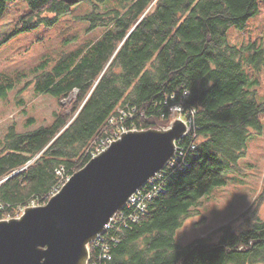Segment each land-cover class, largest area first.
<instances>
[{"label": "trees", "instance_id": "trees-1", "mask_svg": "<svg viewBox=\"0 0 264 264\" xmlns=\"http://www.w3.org/2000/svg\"><path fill=\"white\" fill-rule=\"evenodd\" d=\"M10 1L0 0L1 11ZM259 1L120 0L105 11L95 5L81 18L106 30L76 58L51 69L44 62L29 80L26 72L0 75V99L25 82L19 95L31 87L58 101L51 125L7 128L0 148V217H16L32 201L46 202L60 180L57 171L73 175L118 128L110 126L112 118L123 116L127 129L166 127L171 107L182 105L184 112L194 110L200 126L189 166L168 173L165 191L138 220L105 234L111 259L102 257L100 244L91 249L89 264H264V175L261 193L239 217L186 246L175 240L202 197L226 184L227 170L239 168L250 133L261 129L264 102L248 89L258 80L243 71V48L227 41L228 28H243ZM26 2L30 11L16 31L54 25L72 6L65 0ZM247 48L258 62L263 50L253 43Z\"/></svg>", "mask_w": 264, "mask_h": 264}, {"label": "rangeland", "instance_id": "rangeland-1", "mask_svg": "<svg viewBox=\"0 0 264 264\" xmlns=\"http://www.w3.org/2000/svg\"><path fill=\"white\" fill-rule=\"evenodd\" d=\"M119 1L81 0L72 4L71 10L63 14L54 25L41 24L29 31H16L22 16L30 11L26 0L10 1L2 11L0 5V75L15 77L18 73L26 72L29 80L32 78L31 71L44 62L49 69L61 60L70 62L79 52L97 41L106 30L104 27L91 28L90 21L81 17L91 14L95 5L101 11L118 8ZM227 41L231 46L243 48V71L252 79L258 80L256 85H250L248 89L255 91L257 101L263 103L264 0L259 1L257 13L248 19L243 28L236 25L228 28ZM251 43L263 50L258 62L250 60L255 52L247 48ZM24 84L25 82L17 84L7 97L0 99V148L9 126L15 125L19 132H25L49 126L54 121L58 110L57 98L48 92L36 94L31 87L19 95ZM20 96L25 99L23 104L18 101ZM31 118H34V122H30ZM175 119L185 120L183 116L177 115L171 117L170 122ZM260 122L261 129L253 130L247 139L246 154L239 160V168L227 170L226 184L215 187L202 197L201 203L193 208L194 214L176 230L175 240L179 245L186 246L239 217L261 193L264 175V114L261 115ZM115 124L119 126L122 123L115 119L110 126ZM57 172L60 174L62 171ZM60 175L62 177L64 174ZM59 184L60 181L50 192L52 197L56 195L57 192L52 193ZM47 202L48 200L44 203L32 201L30 205L20 208V211L22 213L27 207L41 206ZM260 217L264 220V204L261 206ZM111 240L115 241L113 237ZM101 243L106 245L104 241Z\"/></svg>", "mask_w": 264, "mask_h": 264}, {"label": "water", "instance_id": "water-1", "mask_svg": "<svg viewBox=\"0 0 264 264\" xmlns=\"http://www.w3.org/2000/svg\"><path fill=\"white\" fill-rule=\"evenodd\" d=\"M185 131L184 121L177 119L167 127L122 132L45 205L0 221V264H88L89 243L164 167Z\"/></svg>", "mask_w": 264, "mask_h": 264}, {"label": "built area", "instance_id": "built-area-1", "mask_svg": "<svg viewBox=\"0 0 264 264\" xmlns=\"http://www.w3.org/2000/svg\"><path fill=\"white\" fill-rule=\"evenodd\" d=\"M171 111L172 118L177 115L183 116L185 118L184 123L186 124V131L177 141L174 155L167 161L161 170H159L141 188L131 195L126 206L112 218L105 231L99 234L98 237L89 244V250L102 244L101 242L105 240V234L110 229L118 227L120 224H125L129 221L138 220L146 212L148 202L165 191V177L168 175V173L172 170H184L189 166L187 159L190 154H193L196 148L194 139L198 137L197 131L199 130L200 126L197 125L196 121H194V118L192 117L194 110H190V112H184L182 105H174L171 107ZM121 113L122 115H125V112ZM115 119L117 118H112L110 120V124L114 123ZM119 120L122 124H119L118 128L115 129L113 133L108 135L105 139H102L100 143L96 144L95 148L91 151L92 157L106 149L112 143V141L120 137L121 132L126 130L125 126L123 125V116ZM187 138H190V140L185 141ZM69 178L70 176L63 175L60 178V184L54 189L52 194L58 192ZM1 219L2 218L0 217V220ZM113 239L116 241H114L115 243L119 242V240L115 239L114 237ZM106 245H104L102 248V257L109 260L112 258L111 248L109 245L108 247Z\"/></svg>", "mask_w": 264, "mask_h": 264}]
</instances>
